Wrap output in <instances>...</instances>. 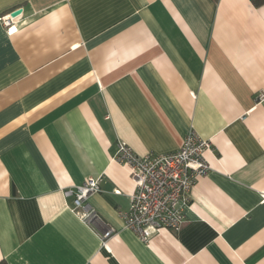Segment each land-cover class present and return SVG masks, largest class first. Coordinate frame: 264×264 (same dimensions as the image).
Returning <instances> with one entry per match:
<instances>
[{
  "label": "crops",
  "instance_id": "obj_1",
  "mask_svg": "<svg viewBox=\"0 0 264 264\" xmlns=\"http://www.w3.org/2000/svg\"><path fill=\"white\" fill-rule=\"evenodd\" d=\"M191 132L211 169L182 229L145 243L121 217L135 183L119 143L169 153ZM90 178L105 245L64 195ZM2 260L264 264V2L0 0Z\"/></svg>",
  "mask_w": 264,
  "mask_h": 264
},
{
  "label": "built area",
  "instance_id": "obj_2",
  "mask_svg": "<svg viewBox=\"0 0 264 264\" xmlns=\"http://www.w3.org/2000/svg\"><path fill=\"white\" fill-rule=\"evenodd\" d=\"M7 32L17 31L11 14L1 19ZM212 144L195 132L188 134L181 147L169 153H148L140 156L125 142H120L114 159L128 165L133 173L135 191L130 208L121 214L126 228L145 243L162 229L179 232L190 207L191 192L198 179L211 169L205 157ZM101 190L99 179H87L83 184L64 190L72 198L70 209L84 222L98 229L103 245L114 233L108 228L99 232L100 216L89 198ZM119 192V191H118Z\"/></svg>",
  "mask_w": 264,
  "mask_h": 264
},
{
  "label": "water",
  "instance_id": "obj_3",
  "mask_svg": "<svg viewBox=\"0 0 264 264\" xmlns=\"http://www.w3.org/2000/svg\"><path fill=\"white\" fill-rule=\"evenodd\" d=\"M22 12V9H16L14 11L11 12L12 17H17L20 13Z\"/></svg>",
  "mask_w": 264,
  "mask_h": 264
},
{
  "label": "trees",
  "instance_id": "obj_4",
  "mask_svg": "<svg viewBox=\"0 0 264 264\" xmlns=\"http://www.w3.org/2000/svg\"><path fill=\"white\" fill-rule=\"evenodd\" d=\"M254 1L257 5L264 2V0H254ZM0 264H8V262H6L5 260H2V261H0Z\"/></svg>",
  "mask_w": 264,
  "mask_h": 264
}]
</instances>
